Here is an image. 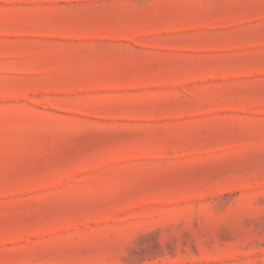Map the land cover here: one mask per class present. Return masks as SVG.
I'll return each mask as SVG.
<instances>
[{"label":"rangeland","instance_id":"obj_1","mask_svg":"<svg viewBox=\"0 0 264 264\" xmlns=\"http://www.w3.org/2000/svg\"><path fill=\"white\" fill-rule=\"evenodd\" d=\"M0 264H264V0H0Z\"/></svg>","mask_w":264,"mask_h":264}]
</instances>
